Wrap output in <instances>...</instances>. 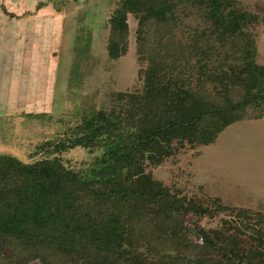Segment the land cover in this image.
I'll list each match as a JSON object with an SVG mask.
<instances>
[{"label":"trees","instance_id":"trees-1","mask_svg":"<svg viewBox=\"0 0 264 264\" xmlns=\"http://www.w3.org/2000/svg\"><path fill=\"white\" fill-rule=\"evenodd\" d=\"M182 10L206 23L187 55L167 52L147 64L141 90L81 114L70 134L41 147L42 159L0 154V264H264L263 204L187 197L147 171L187 143L209 144L238 120L264 118V64L249 29L259 16L236 0H120L109 55L127 50L129 14L143 38L148 21L170 23ZM203 74L219 86L208 90ZM207 90L224 99L206 98ZM74 146L103 147L99 167L87 173L54 155ZM219 213L233 222L211 230L195 222L190 238L183 215ZM206 252L217 258L195 255Z\"/></svg>","mask_w":264,"mask_h":264},{"label":"rangeland","instance_id":"rangeland-1","mask_svg":"<svg viewBox=\"0 0 264 264\" xmlns=\"http://www.w3.org/2000/svg\"><path fill=\"white\" fill-rule=\"evenodd\" d=\"M48 1L37 3V14L9 13L19 23L22 19L28 23L26 30L20 31L25 47L22 56L16 49V60L10 57L9 70L14 74H0L5 82L11 81L8 102L6 87L4 91L0 88L4 101L0 103V154L31 162L47 156L41 147L70 134L84 112L111 107L118 92L141 90L140 71L154 59L167 52L187 55L197 26L198 30L206 27L191 13L193 10H182L170 23L148 21L140 38L138 19L129 14L127 50L112 58L108 50L109 18L120 0ZM236 5L259 16L249 29L258 44V61L264 64V0H236ZM203 76L208 90L219 86ZM216 93L206 98L222 101L224 98ZM103 153V147L74 146L54 155H60L69 167L90 173L99 167L97 160ZM147 171L184 196L202 201L218 197L229 206L258 209L264 205V118L238 120L209 144L187 143L158 166L149 164ZM232 219L227 213L201 219L185 214L183 225L195 240V222L211 230L232 223ZM152 225L147 226L153 230ZM183 247L188 250L186 243ZM195 255L217 258L207 252ZM176 264L187 263L182 259Z\"/></svg>","mask_w":264,"mask_h":264},{"label":"crops","instance_id":"crops-1","mask_svg":"<svg viewBox=\"0 0 264 264\" xmlns=\"http://www.w3.org/2000/svg\"><path fill=\"white\" fill-rule=\"evenodd\" d=\"M40 1L44 2L46 0H0V74H14L15 71L9 70L10 57H12V61L16 60L13 59L16 49L17 55L19 52V55L22 56V49L25 47V39L23 33L20 35V31L24 32L28 23L24 19L19 23V19L11 18L9 13L17 14V16L26 14L27 12L37 14L39 12L37 3L39 4ZM10 85L11 81L7 83L2 77L0 78L1 90L4 91L6 87L8 91V93L6 91L7 102L9 98L8 94H10ZM3 102V99H0L1 105L4 104Z\"/></svg>","mask_w":264,"mask_h":264}]
</instances>
